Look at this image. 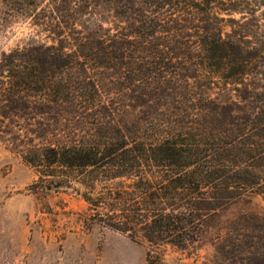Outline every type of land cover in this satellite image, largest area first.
<instances>
[{"label":"rangeland","instance_id":"1","mask_svg":"<svg viewBox=\"0 0 264 264\" xmlns=\"http://www.w3.org/2000/svg\"><path fill=\"white\" fill-rule=\"evenodd\" d=\"M112 1L0 0V264H264L262 194L236 189L235 198L213 194L216 200L225 198L217 204L210 200L200 241L181 249L146 241L137 226L127 233L110 227L112 198L116 191H130L132 180L108 178V172L93 183L94 174L87 171L71 174L38 164L35 149L98 142L107 125L126 136L135 123L148 133L154 126L161 130L160 115L169 104L189 114L185 124L196 127L195 134L204 125L209 130L213 119L222 118L218 108H236L246 89L264 87V55L251 58L249 76L225 80L231 70L222 72L211 59L202 67L195 46L207 33L239 46L242 56L255 55L264 42V0H196L199 7H191L195 0H174L163 10L179 21L157 24L155 37L170 40L175 34L173 39L191 48L164 51V60L148 59L163 61L151 73L159 85L138 89L129 81L134 73L125 59L106 72L108 86L103 87L100 72H84V58L72 53L71 45L86 33L121 37L134 32L125 17H115L119 4ZM37 58L55 63L44 83L33 82L28 91L12 75L33 68L40 78ZM10 100L12 107L2 110Z\"/></svg>","mask_w":264,"mask_h":264},{"label":"trees","instance_id":"2","mask_svg":"<svg viewBox=\"0 0 264 264\" xmlns=\"http://www.w3.org/2000/svg\"><path fill=\"white\" fill-rule=\"evenodd\" d=\"M173 1L113 0L112 3L119 4L114 11L115 17H125L135 30L131 35L121 37L105 33L90 37L86 33L80 40H75L76 44L71 45L75 50L72 53L77 52L84 58L81 65L83 71L86 68L98 70L103 87H107L103 81L106 72L119 65L121 67L125 64L123 60L128 59L130 62H126V67L129 65L134 73L129 78L132 84L135 83L141 90L155 82L154 85H159L161 80L151 76V73L163 61L148 63V59L164 60L167 58L162 56L164 51L174 53L177 49L191 48L185 42L173 39V33L170 40L155 37L157 24L179 21L174 18V13L167 14L169 10H163L165 6L172 7ZM204 1L209 4V0ZM198 3L195 0L190 4L191 7H199ZM59 34L61 31H57ZM198 40L195 46L200 49L201 66L209 65L211 59L222 72L231 70V75L227 77L219 74L225 80L234 77L233 81H236L249 76L252 72L247 67L251 58L264 55V42L255 55L242 56L239 46L220 37L209 38L206 33L200 34ZM72 53L68 56L72 57ZM35 62L40 78L35 76L33 68L14 71L12 75L19 77L18 86L26 84L28 91L33 90L30 87L33 82L44 83V77L49 74L48 68L55 63L38 58ZM12 103L13 100L7 102L2 110L11 108ZM28 105L24 106L30 109L31 105ZM168 106L172 109L167 110ZM166 107V113H162L159 119L165 120L161 130L154 126L148 133L142 131L140 123H135L128 132L129 136H126L107 125L99 132L98 142L60 147L47 145L35 149V156L38 164L46 168L60 167L71 174L86 171L94 174L90 177L93 183L108 172H111L108 178L132 180L130 191H116L112 198L108 207L111 213L108 219L112 222L110 227L127 233L137 226L148 242L186 249L200 241L209 218L204 211L211 207L210 200L216 202L225 198L216 200L214 195L233 198L235 194L239 195L236 190H251L264 195V87L259 91L246 89L242 103L236 108H218L222 120L213 119L209 130L204 125L196 134V127L185 124V120L191 119L186 111L183 113L180 107L173 104ZM234 113L240 116L235 118ZM207 137L220 143L209 145L196 140ZM31 165L38 166L32 162ZM204 190H209L210 194L213 192L212 196L205 198ZM85 200L91 204L90 198L85 197Z\"/></svg>","mask_w":264,"mask_h":264}]
</instances>
